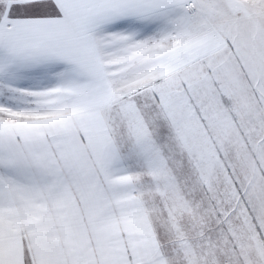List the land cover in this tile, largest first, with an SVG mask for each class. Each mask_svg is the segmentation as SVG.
I'll use <instances>...</instances> for the list:
<instances>
[{
  "label": "snow or ice",
  "instance_id": "1",
  "mask_svg": "<svg viewBox=\"0 0 264 264\" xmlns=\"http://www.w3.org/2000/svg\"><path fill=\"white\" fill-rule=\"evenodd\" d=\"M0 264H264V0H0Z\"/></svg>",
  "mask_w": 264,
  "mask_h": 264
}]
</instances>
